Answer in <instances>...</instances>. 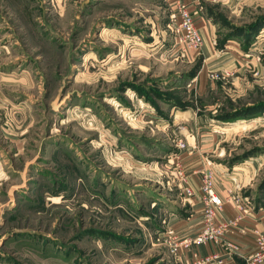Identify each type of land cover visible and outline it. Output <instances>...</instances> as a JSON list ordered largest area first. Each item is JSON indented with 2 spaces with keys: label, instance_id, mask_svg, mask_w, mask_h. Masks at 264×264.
Listing matches in <instances>:
<instances>
[{
  "label": "rangeland",
  "instance_id": "obj_1",
  "mask_svg": "<svg viewBox=\"0 0 264 264\" xmlns=\"http://www.w3.org/2000/svg\"><path fill=\"white\" fill-rule=\"evenodd\" d=\"M175 1L0 0V264H179V135L264 200V0L203 5L236 40L217 68L180 55Z\"/></svg>",
  "mask_w": 264,
  "mask_h": 264
},
{
  "label": "built area",
  "instance_id": "obj_2",
  "mask_svg": "<svg viewBox=\"0 0 264 264\" xmlns=\"http://www.w3.org/2000/svg\"><path fill=\"white\" fill-rule=\"evenodd\" d=\"M175 20L172 31L174 32V42L182 57H188L190 52L197 51L202 46V38L198 28V22L193 12L182 0L175 1ZM211 79H218L221 76L217 72L210 74ZM176 155L169 160V165L173 167L174 179L180 193L184 198H192L194 191L190 184L192 175L197 177L198 187L201 191L202 227L194 235H182L178 232H170L166 237V245L170 253L180 263L183 254L190 251L191 256L187 264H225L227 259L237 254L238 246L235 242L225 240L227 233H231L236 228L239 216L233 220H217V212L221 209L224 201H233L239 210H244L243 202L245 198L237 195L232 188L227 189L225 199L221 198L216 187L220 184L216 171L210 165L199 164L191 170H185L182 159L189 151V143L185 136H178L175 140ZM264 211L263 208H258ZM252 234L256 243L255 250L244 257V264H264V233L257 228L252 229ZM211 240L220 245L222 252L200 254L198 246Z\"/></svg>",
  "mask_w": 264,
  "mask_h": 264
},
{
  "label": "crops",
  "instance_id": "obj_3",
  "mask_svg": "<svg viewBox=\"0 0 264 264\" xmlns=\"http://www.w3.org/2000/svg\"><path fill=\"white\" fill-rule=\"evenodd\" d=\"M182 1L187 4L188 8L193 12L194 16L196 17L199 32L202 38L201 48L197 51L190 52V56L192 57V59L195 56L201 55L205 59V61H207V63H209L208 61H213L212 65L215 64V68L224 65L226 62H229L231 60L230 57L232 51L237 49L233 44L236 40L229 39L223 42L220 46H218L214 24L208 18L207 12L203 10V5L208 3L220 4L231 8V6H229L231 0ZM196 157L197 155L188 159L187 165L190 166L188 170L190 173H192L191 170L201 164L199 163ZM207 164L210 165L218 175V180L220 184L216 187V191L221 198L225 199L226 191L229 188H232L237 195H240L242 196V198H245V201L243 202L244 210H239L235 206V203L233 201H224L221 209L217 212L216 215L217 220H233L235 217L239 216L240 219L237 222L236 228H234L231 233H227V235L225 236L226 241L235 242V244H237V254L234 255L232 258L227 259L225 264H238V262H242L244 264L243 258L250 255L256 248L254 236L251 232L252 229L257 228L258 230L264 233V211L262 212L258 210V208L264 209V200H261L262 204L261 202H259L260 200L255 203H250L248 197L242 195V190L247 187V184L250 183V179H252L251 176L254 175L252 172L245 171V169L239 165H232L230 169L217 170L215 169V165L211 163ZM248 168L246 167V169ZM248 175L251 178H249ZM190 184L194 191V196L192 198L184 199L188 202L187 207L189 210H187L189 211V215L184 217L179 214V216L176 215L175 218H171L173 230L182 235H194L202 227V193L199 190L198 180L196 176L192 175ZM197 249L200 254L213 252L220 253L223 251L220 245L216 244L211 240H207L206 242L198 246ZM183 255L184 256L182 262H179V264H187L186 262L190 258L191 252H185Z\"/></svg>",
  "mask_w": 264,
  "mask_h": 264
},
{
  "label": "trees",
  "instance_id": "obj_4",
  "mask_svg": "<svg viewBox=\"0 0 264 264\" xmlns=\"http://www.w3.org/2000/svg\"><path fill=\"white\" fill-rule=\"evenodd\" d=\"M233 36H235V35H233ZM233 36H232V37H233ZM230 39H231V38H230ZM226 40H229V39H226ZM226 40H224V41L222 40L220 43L218 42V43H217L218 46H220V45H221L223 42H225Z\"/></svg>",
  "mask_w": 264,
  "mask_h": 264
}]
</instances>
